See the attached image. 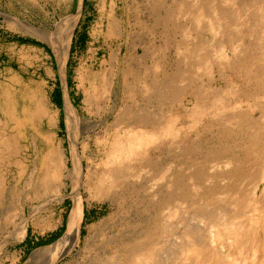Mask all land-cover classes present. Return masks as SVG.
<instances>
[{
  "label": "rangeland",
  "instance_id": "1",
  "mask_svg": "<svg viewBox=\"0 0 264 264\" xmlns=\"http://www.w3.org/2000/svg\"><path fill=\"white\" fill-rule=\"evenodd\" d=\"M66 1L1 17L0 264H264V0Z\"/></svg>",
  "mask_w": 264,
  "mask_h": 264
},
{
  "label": "bare ground",
  "instance_id": "2",
  "mask_svg": "<svg viewBox=\"0 0 264 264\" xmlns=\"http://www.w3.org/2000/svg\"><path fill=\"white\" fill-rule=\"evenodd\" d=\"M66 107H68L67 104H66ZM138 116L140 118L142 115H138ZM129 135H131V140L132 141L137 139V135L134 134V132H131V134H129ZM132 141L131 142H125L124 145L125 146H129V145L132 144ZM117 142H118V140H117ZM113 149L114 150H112V156L113 155L115 156L116 154H118V152H121V150H123L122 148L121 149H117V147H113ZM57 157H58V160H59V153L57 154ZM73 167L74 166H72V168ZM69 171H70V177L72 179V183L76 186V187L74 186L75 189L73 190L74 193L76 194L75 195V200H74V205H73L70 217H69L68 229H67L66 233L63 235V237L57 243H55L54 245H52L49 248V250H51V251L52 250H54V251L57 250L58 252H62L65 247H68V245H70L72 243H75L78 240V238H79V223H80L79 221L81 219L80 216H79L80 215L79 212H80L81 198H80L79 188L77 187L76 182H74L73 169H70ZM109 173L113 177H118L119 176L118 174H120L119 171L112 170V169L109 170Z\"/></svg>",
  "mask_w": 264,
  "mask_h": 264
},
{
  "label": "crops",
  "instance_id": "3",
  "mask_svg": "<svg viewBox=\"0 0 264 264\" xmlns=\"http://www.w3.org/2000/svg\"><path fill=\"white\" fill-rule=\"evenodd\" d=\"M4 3V4H2ZM5 3H8V0H0V22L2 21L1 17L2 15L6 16V15H10V14H18V16H20V13H16L15 11H12L11 7L7 6ZM61 5V7L63 6L62 4V1L61 3H59ZM65 11L63 12V15L66 17V16H71L72 14L74 13H77L78 11V4L75 0H67L66 3H65ZM60 7V8H61ZM62 12H60L59 14H55L54 13V16H57V18L59 17V15H61ZM45 16H47L48 18L51 17L49 16L48 14H44ZM74 22V21H73ZM71 23H72V20H71Z\"/></svg>",
  "mask_w": 264,
  "mask_h": 264
},
{
  "label": "trees",
  "instance_id": "4",
  "mask_svg": "<svg viewBox=\"0 0 264 264\" xmlns=\"http://www.w3.org/2000/svg\"><path fill=\"white\" fill-rule=\"evenodd\" d=\"M58 95H59V92H58L57 90H54V92H53V96H54V98H55V97H58Z\"/></svg>",
  "mask_w": 264,
  "mask_h": 264
}]
</instances>
